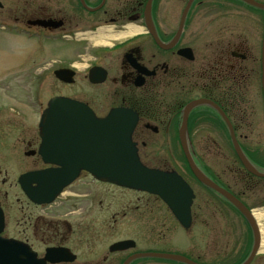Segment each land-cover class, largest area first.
I'll return each instance as SVG.
<instances>
[{
  "label": "flooded vegetation",
  "instance_id": "flooded-vegetation-1",
  "mask_svg": "<svg viewBox=\"0 0 264 264\" xmlns=\"http://www.w3.org/2000/svg\"><path fill=\"white\" fill-rule=\"evenodd\" d=\"M84 2L95 10L79 0H0V24L41 48L55 43L51 54L73 37L97 40L108 27L110 36L76 54L81 71L68 61L50 65L61 91L37 105L36 120L31 109L0 113V237L30 249L40 264H264L253 216L264 213V0ZM77 30L90 37L76 38ZM26 53L22 64L33 52ZM60 69L74 72L71 83L55 77ZM28 74L27 84L37 73ZM53 97L82 102L96 118L115 109L135 116L131 141L140 163L188 182V213L95 179L85 169L84 129L66 128L61 155L51 144L44 158L39 123ZM233 141L259 176L236 160L230 184L227 170L212 166L214 155L224 158L221 144ZM182 143L197 168L246 208L256 232L248 215L188 171Z\"/></svg>",
  "mask_w": 264,
  "mask_h": 264
},
{
  "label": "water",
  "instance_id": "water-1",
  "mask_svg": "<svg viewBox=\"0 0 264 264\" xmlns=\"http://www.w3.org/2000/svg\"><path fill=\"white\" fill-rule=\"evenodd\" d=\"M80 2L85 8H87L83 0H80ZM87 9L89 11L95 10ZM55 76L61 81L71 83L73 72L67 69L58 70L55 72ZM194 104H192V106ZM63 119L71 120L73 125L76 126L79 131L82 128L86 129L83 133L91 136L89 139L91 146H89L84 152L83 157L90 165L89 167L87 166V169L96 179L156 194L164 199L172 209H182L185 210V213H188L193 195L183 179L175 173H162L150 170L139 163L134 145L131 142V131L135 119H132L128 113L113 111L104 118L96 119L89 109L82 103L68 98H54L50 100L47 109L43 112L41 117V135L44 143L47 141L45 146L48 142L58 145L56 151L59 155H61L62 151L59 146L62 143V139L57 140L60 138H54L51 141L49 134L51 132V126H62ZM87 129L91 131H87ZM78 143H81L80 140ZM94 145L95 149L93 150ZM182 147L193 174L203 184L228 198L240 212L248 215L254 231L256 232L255 223L243 205L226 191L217 187L214 183L203 176L190 159L186 150V144L182 143ZM233 147L244 168L248 172L259 176L252 165L244 157L238 143L233 141ZM80 156H82V152L80 153ZM54 175L55 174H53V177H55ZM58 176H60V174ZM173 200H181V202L173 203ZM259 241V236L256 233L255 247L258 246ZM249 261L250 259L244 264H248ZM0 264L39 263L27 248L20 246L14 241L0 239Z\"/></svg>",
  "mask_w": 264,
  "mask_h": 264
},
{
  "label": "rangeland",
  "instance_id": "rangeland-1",
  "mask_svg": "<svg viewBox=\"0 0 264 264\" xmlns=\"http://www.w3.org/2000/svg\"><path fill=\"white\" fill-rule=\"evenodd\" d=\"M85 18L88 19L86 15ZM8 28H11L10 25L4 26L0 24V113L6 115L4 117L10 116L11 118L13 114L22 115L26 110L31 109L32 115L30 113H27V115L30 114L29 117L31 116L32 119L36 120L38 118L36 114L38 109L37 105L41 103V101L45 104L50 96L59 94L58 92L61 91V89L58 88L59 86L55 83V78L50 74V65L58 66L60 63L65 64L64 61L76 65L77 62H74L76 54H86L85 47H88L87 43H93V41L89 39L77 42L73 41L75 39V37H73V40L69 39V41H67L66 47L57 48L52 52L53 54H51V50L48 47L52 45L56 46L55 43L43 41L41 42V48L37 40L18 37ZM105 30H109V27L104 28V32ZM76 32L78 35L84 36L83 39H88V36L90 37L88 30H84V32L83 30H77ZM26 52L33 53L31 57H28L22 64L20 62L24 60L23 57L27 58V55H29ZM72 61L74 63H72ZM83 64H85V62L77 64L80 71L83 69ZM28 72H32V74L37 73L34 80L29 84L27 83L30 81L29 78H31V76ZM44 77H47V81L44 85L46 86L45 90H37L36 86ZM243 145L245 147L251 146L249 144ZM203 146V144L197 143L196 152L206 159V151L205 148H202ZM221 146L224 158L214 155V159L210 158L211 164L216 170H222V168L226 169V173L230 179L229 183L232 184L233 180H231L229 172L231 171V166L236 165V167H238V164L228 144L224 143L221 144ZM208 165L212 167L210 163H208ZM196 187V190L199 192V186L196 185ZM199 193L200 198L204 197V193ZM232 234H234V232ZM197 237L200 240V237Z\"/></svg>",
  "mask_w": 264,
  "mask_h": 264
},
{
  "label": "bare ground",
  "instance_id": "bare-ground-1",
  "mask_svg": "<svg viewBox=\"0 0 264 264\" xmlns=\"http://www.w3.org/2000/svg\"><path fill=\"white\" fill-rule=\"evenodd\" d=\"M99 37L98 39L96 40V38H91L90 40H93L94 42L95 41H99L100 43H102V37H110L109 35H105V32L104 30H100L98 31V34H97ZM122 34L116 36L115 38H118L119 36H121ZM99 44V43H97ZM253 216L255 217L256 221H257V224L259 226V231H260V241H261V252H264V213H257V212H253Z\"/></svg>",
  "mask_w": 264,
  "mask_h": 264
}]
</instances>
